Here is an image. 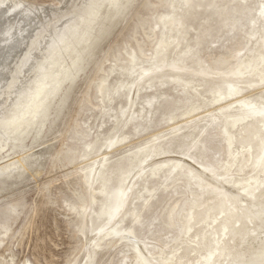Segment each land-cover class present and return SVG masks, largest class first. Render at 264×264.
Here are the masks:
<instances>
[{
  "label": "rangeland",
  "instance_id": "obj_1",
  "mask_svg": "<svg viewBox=\"0 0 264 264\" xmlns=\"http://www.w3.org/2000/svg\"><path fill=\"white\" fill-rule=\"evenodd\" d=\"M107 1L78 41L86 0H0L15 45L0 121L16 100L28 111L0 129V167L15 163L0 264L248 262L264 234V0ZM42 69L36 113L19 97Z\"/></svg>",
  "mask_w": 264,
  "mask_h": 264
},
{
  "label": "bare ground",
  "instance_id": "obj_2",
  "mask_svg": "<svg viewBox=\"0 0 264 264\" xmlns=\"http://www.w3.org/2000/svg\"><path fill=\"white\" fill-rule=\"evenodd\" d=\"M95 3H96V0H86L85 4H84V6H83V8L81 10V13H82L81 16L82 17L80 18V23L83 26V30H82V32H81V30L79 31L80 34L78 35V37H77V33L74 32L72 34V38L73 39L76 38V40H78V41L83 39V38H85V37L87 38L86 40L94 39V37H92L91 32L95 34L96 26H94V22H95V19H97V13H98L97 9L93 6ZM18 6H19V4H18ZM109 7H110V4L108 3V1L106 2V0H105V5H103V10L105 9V11L102 14V16L100 17V19L98 20V22L99 21L106 22L107 18L109 17V15L111 13L109 11L110 10ZM30 11H32L30 8H26V12L25 13H26L27 16H24L25 18L23 20L24 22L28 23L29 26H31V18H30V15H28V12H30ZM34 11H36V10H34ZM6 22L8 24H10L9 26H11L13 24V19L5 20L4 23H6ZM4 23L2 25H4ZM0 33H1V29H0ZM60 42L61 41H59V43ZM7 46H9V45L1 43V41H0V64H5V63L9 62V59L11 58L12 51H13L15 45L10 44V47H7ZM72 49H73V47L71 48V50ZM52 54L53 53H52V50H51L50 57L52 56ZM53 56H54V54H53ZM55 59L57 60V57ZM38 70H36V72H37L36 78L37 79L35 80V82L32 81V84H33L32 88L33 89L29 90V91L32 92V95L24 94V95H20V97H19V98H22V99L28 97V100L30 99V102H29L28 106H31L35 102L40 104L41 108L39 110H37L38 108L36 107V113H39L42 110H44V108L46 106V103H47L45 99H47V97L50 96L49 95L50 91H45L44 90L45 87H43V85H41L43 74H45L47 72H44L43 69L41 70V72L38 71ZM53 77L54 78L51 79L50 85L53 86L52 88L54 90L55 88L58 87V85H60L61 78H62V72L60 73L59 76L56 77V80H55V76H53ZM4 78H6V74L0 72V84H1L2 80H4ZM46 84L44 83V86H46ZM38 90H41V91L38 92ZM39 98H40V100H39ZM41 99H43V100L41 101ZM22 102H23V100H16L14 102L15 105L12 106L14 109L11 108L10 112L7 111L8 112L7 115L5 117H3V120L0 121V129L2 127L7 126V124H6L7 122L5 123V121H9L10 122L12 120H17V119H18V121H23V119H24L23 117L26 114V112L28 113V111L26 109V112H24L25 110H24L23 104H25V103L23 102V104H22ZM18 106H20L19 108L22 111L21 114H24V115H22V117H21V115L16 116V114H15ZM21 107H22V109H21ZM35 115L36 114L34 113V116ZM254 115H255V113H254ZM14 164L15 163L12 162V163H7V164L3 165L2 167H0V173L11 169ZM250 213H251V215H253V217H258L257 213H255L254 210H250ZM245 230H247V229H245ZM263 249H264V234H258L257 236L253 237L252 240L248 244L247 251H249L251 253V258L246 263H242L241 262L242 259H239L236 264H263L264 261L259 259V258H264V250Z\"/></svg>",
  "mask_w": 264,
  "mask_h": 264
}]
</instances>
